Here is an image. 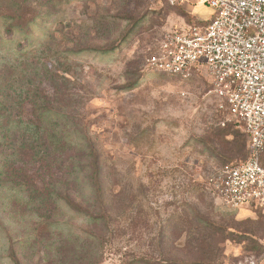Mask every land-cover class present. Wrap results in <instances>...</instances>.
Segmentation results:
<instances>
[{
	"label": "rangeland",
	"instance_id": "1",
	"mask_svg": "<svg viewBox=\"0 0 264 264\" xmlns=\"http://www.w3.org/2000/svg\"><path fill=\"white\" fill-rule=\"evenodd\" d=\"M44 1L30 0L27 10L44 12ZM55 4L31 23L22 47L23 34L8 39L0 27V61L45 62L69 79L61 120L72 148H87L78 159L89 164L99 158L102 196H95L90 212L101 204L108 211L94 220L60 199L47 225L23 205L13 206L14 198H25L24 189L0 184V264H57L69 247L60 238L91 249L79 264H147L135 260L161 255L180 260L196 244L213 249L216 264H264V205L233 210L209 188L217 170L245 159L247 149L240 129L223 133L221 122L227 121L208 93L207 66L188 76L146 66L164 31L188 19L206 21L214 10L201 0L188 6L165 0ZM80 47L89 49L75 51ZM26 68V91L33 84L53 86L38 77L30 82L32 68ZM262 160L264 165V154ZM84 187L81 194L89 198Z\"/></svg>",
	"mask_w": 264,
	"mask_h": 264
},
{
	"label": "trees",
	"instance_id": "2",
	"mask_svg": "<svg viewBox=\"0 0 264 264\" xmlns=\"http://www.w3.org/2000/svg\"><path fill=\"white\" fill-rule=\"evenodd\" d=\"M29 1L0 0V27L8 39L15 33L23 34L22 40L18 42L19 47L29 42L31 23L39 16L52 13L56 5L55 0H45L43 4L40 3L45 6V11L35 13L27 10L26 4ZM190 22L199 23L201 20L197 18ZM84 49L89 48L80 47L75 51ZM25 64V61L21 62L16 58L0 61V184L3 187L10 184L11 188L24 189L25 198L22 202L14 198L13 206L23 205L24 210L42 218V222L47 225L53 224L49 219L54 215L60 199L73 210L87 213L91 219H102L108 211L105 204H101L96 213L90 212L94 200L98 199L95 196H102L99 158L94 155L89 164L79 160V153H85L87 148H72L67 140L68 124L61 120V117H67L61 112L66 107L64 85L69 79L64 74L59 76L52 72L45 62L41 65L29 63L26 65L32 68L30 82L33 83L38 77V83L51 80L53 86L45 88L33 84L35 86L26 91L23 88L27 69ZM62 71L64 73V70ZM58 79L60 80L57 81ZM221 125L223 133L233 132L232 123L224 122ZM243 136V146L247 149L244 133ZM88 154L90 155V151ZM262 159L263 155V165ZM90 169V174H87ZM2 174L12 175L13 179L3 180ZM81 185L89 188V198L81 194ZM103 200L105 201L101 199V202ZM83 204L86 207H83ZM60 239L62 247L63 244L69 247L64 258L57 260V264H79L91 252V249L84 251V244L77 239ZM203 247L206 248L205 252L202 251ZM187 255L189 257L180 260L161 255L151 261L144 257H137L135 261L147 264H216V254L207 244L190 246ZM91 261L87 264H97L95 260Z\"/></svg>",
	"mask_w": 264,
	"mask_h": 264
},
{
	"label": "built area",
	"instance_id": "3",
	"mask_svg": "<svg viewBox=\"0 0 264 264\" xmlns=\"http://www.w3.org/2000/svg\"><path fill=\"white\" fill-rule=\"evenodd\" d=\"M188 6L199 0H165ZM214 10L206 21L186 22L162 33L146 66L188 76L206 65L208 93L226 121L244 133L247 156L226 164L209 188L224 206L237 210L264 205V0H201ZM221 122V124H223Z\"/></svg>",
	"mask_w": 264,
	"mask_h": 264
}]
</instances>
